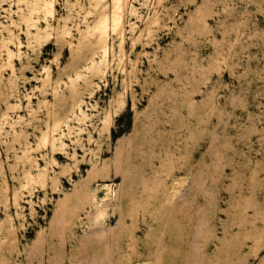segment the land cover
Instances as JSON below:
<instances>
[{
	"label": "rangeland",
	"instance_id": "rangeland-1",
	"mask_svg": "<svg viewBox=\"0 0 264 264\" xmlns=\"http://www.w3.org/2000/svg\"><path fill=\"white\" fill-rule=\"evenodd\" d=\"M0 0V264H264V0Z\"/></svg>",
	"mask_w": 264,
	"mask_h": 264
},
{
	"label": "bare ground",
	"instance_id": "bare-ground-1",
	"mask_svg": "<svg viewBox=\"0 0 264 264\" xmlns=\"http://www.w3.org/2000/svg\"><path fill=\"white\" fill-rule=\"evenodd\" d=\"M123 5H124V0H118V4L116 7V12L114 14V21L119 25V22L117 21L119 17L121 16V13H123Z\"/></svg>",
	"mask_w": 264,
	"mask_h": 264
}]
</instances>
